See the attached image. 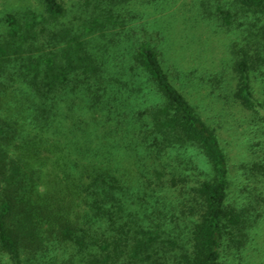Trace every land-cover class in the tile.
Returning <instances> with one entry per match:
<instances>
[{
	"label": "trees",
	"instance_id": "trees-1",
	"mask_svg": "<svg viewBox=\"0 0 264 264\" xmlns=\"http://www.w3.org/2000/svg\"><path fill=\"white\" fill-rule=\"evenodd\" d=\"M128 1L36 0L0 15V264H223L247 240L250 211L229 201L215 130L152 41L125 63L110 43L112 7ZM234 5L217 12L250 24L235 97L254 109L264 0Z\"/></svg>",
	"mask_w": 264,
	"mask_h": 264
},
{
	"label": "rangeland",
	"instance_id": "rangeland-1",
	"mask_svg": "<svg viewBox=\"0 0 264 264\" xmlns=\"http://www.w3.org/2000/svg\"><path fill=\"white\" fill-rule=\"evenodd\" d=\"M65 1L69 8L76 4ZM35 5L36 0H0V15ZM236 7L234 0H129L112 7L106 34L114 37L110 43L122 63L140 40L152 41L173 82L215 130L228 157L229 201L248 209L251 220L244 246L227 248L223 264H264V173L254 170L264 164V65L249 74L255 108H245L235 97L234 65L250 24L242 16L225 24L217 12L234 13Z\"/></svg>",
	"mask_w": 264,
	"mask_h": 264
}]
</instances>
